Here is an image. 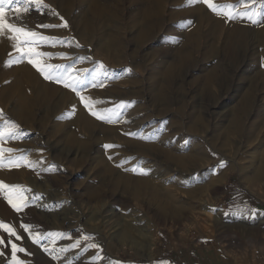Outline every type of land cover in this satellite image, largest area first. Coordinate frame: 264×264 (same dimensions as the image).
I'll use <instances>...</instances> for the list:
<instances>
[{
	"label": "rangeland",
	"instance_id": "374dc122",
	"mask_svg": "<svg viewBox=\"0 0 264 264\" xmlns=\"http://www.w3.org/2000/svg\"><path fill=\"white\" fill-rule=\"evenodd\" d=\"M65 1L4 5L7 22L55 38L38 51L91 100L14 62L13 42L1 53L0 131L14 123L18 135L0 140L14 150L0 156V181L22 186L27 206L0 191V221L22 237L0 229V264L11 243L30 253H17L25 264H264V23L243 18L252 35L232 52L217 26L230 21L203 3ZM53 9L67 28L41 27L62 24Z\"/></svg>",
	"mask_w": 264,
	"mask_h": 264
},
{
	"label": "snow or ice",
	"instance_id": "6c2138e0",
	"mask_svg": "<svg viewBox=\"0 0 264 264\" xmlns=\"http://www.w3.org/2000/svg\"><path fill=\"white\" fill-rule=\"evenodd\" d=\"M6 0H0V35H3L5 32L11 33V35L8 37L10 40L13 41V46L18 51L21 56L18 60L14 62H21L23 59H27V62L31 64L38 72L41 73V75L46 80H52L56 83L63 84L64 87L70 88L73 92H76L77 95H80V98L82 101L85 100H91V98H85L81 93L78 91V87L81 86V82L79 81L78 77H74L71 75V73L64 69L63 71H60L62 68L61 65H52L45 63L44 58H51V53H45L38 51V48L43 43H51L55 42V38L53 37H47L43 36L40 33L33 31V30H27V26H17L14 23H9L6 21L4 16V5ZM13 0H7V3L11 4ZM20 3H24V12H27L29 10L28 6L32 5V7L39 11L41 8H47L48 5L43 3V0H18ZM203 3L206 4L209 9L216 15L221 16L225 18L228 21L236 20V19H248L251 23H264V2L261 3L260 9L257 10L255 7L256 0H238L237 4H231V3H225V4H216L214 0H187L188 6ZM246 9V11H239L240 8ZM52 14L59 17V19L62 21V24L60 25H52V24H44L41 25L43 28H55V27H68V22L64 20L62 16L58 12H56L54 9L52 10ZM183 23V22H182ZM187 23H191L188 21ZM60 43H63V41H59ZM80 45L77 43V47ZM61 57H63V54H61ZM11 63V62H10ZM101 68H103V64L100 65ZM130 71V70H129ZM95 86V85H93ZM95 103V102H92ZM85 107L89 109V111L92 112L94 116H97L98 119H108L109 122L111 121L110 117H106L104 115H100L97 112L92 110L91 103H85ZM2 112V110H0ZM18 126L14 123H5V126L2 131H0V140L3 139L4 136H9L10 138L14 135H18L14 130ZM135 135V134H133ZM106 148H113L117 147L115 145H105ZM14 150L11 148L4 149L0 147V156L4 152H13ZM111 159V157H109ZM18 159L23 160L24 157H19ZM19 167V163H15L12 160H9V167ZM32 167H35L34 164L30 165ZM132 171H137V169H132ZM142 174H147L143 169L139 170ZM0 191H5V198L7 199V202L17 211H22L23 207H26L27 204L25 202V197L23 196V192L25 189L20 185H8L4 182L0 181ZM22 228H24L26 231L30 228L27 224H22ZM0 229H3L4 232L8 233L9 235V241H11L12 237H15L16 240H21L22 237L19 236L16 232V230L11 227L9 224L4 223L3 221H0ZM30 236H32L31 233H29ZM62 235V234H61ZM39 234H37L36 237L33 238L34 243H40V239L37 237ZM83 240H88L89 237L84 236L82 237ZM81 241L77 240L74 244L75 247L80 246ZM5 244V240L3 237H0V245ZM89 247L92 248H98L99 246L96 244H90ZM64 249H61L63 251ZM44 251H48L47 248L44 249ZM17 253H25L26 255H30V253H27L26 249L23 247H19L16 243H11V261L10 264H25V261L22 259H19L17 257ZM4 253L0 251V255H3ZM162 264H170V262H162Z\"/></svg>",
	"mask_w": 264,
	"mask_h": 264
},
{
	"label": "bare ground",
	"instance_id": "6f19581e",
	"mask_svg": "<svg viewBox=\"0 0 264 264\" xmlns=\"http://www.w3.org/2000/svg\"><path fill=\"white\" fill-rule=\"evenodd\" d=\"M13 1H17V0H13ZM62 3L63 4H66V3H68V1H65V0H62ZM9 4V3H8ZM156 4V3H155ZM6 5V4H5ZM66 5H68V4H66ZM159 5V4H158ZM25 6V5H24ZM155 6V5H154ZM19 9V8H18ZM154 9V10H153ZM12 10H13V8H12ZM198 10H199V7H198ZM152 11H157V7H155V8H152ZM185 11H186V13L188 12V10L187 9H185ZM185 13V12H184ZM184 14V16L185 15H187V14ZM175 14V13H174ZM206 15V14H205ZM149 16V15H148ZM175 17V19H177V17H179L180 18V16L179 15H175L174 16ZM205 17V16H204ZM198 23H205L204 22V18L200 15V16H197L196 18H194ZM206 19H207V17H206ZM208 20V19H207ZM156 21V20H155ZM234 21V20H233ZM233 21H230L229 23H228V26L227 27H225L224 25L225 24H223V22L221 21V20H218L217 19V26L219 27V31L221 30V36L223 35V31H225L226 32V30H227V33L225 34L226 35V45H225V48L226 49H228L229 51H232V52H234L235 51V49H234V47L235 46H238V45H244L245 44V42H246V40H247V38L248 37H250V35H252V32H251V28H250V26L247 24V21L245 20V19H243V20H241L240 22H238V24L237 23H235V21L233 22ZM10 23H14V24H16L17 26H21V22L19 21V20H17V19H11V21H10ZM155 23V22H154ZM249 23H251V22H249ZM152 25V24H151ZM251 25V24H250ZM260 27V26H259ZM256 28V27H255ZM261 28V27H260ZM83 32V31H82ZM224 32V33H225ZM84 34H85V32H84ZM259 34V33H258ZM262 34H263V32H262ZM11 35V33H8V32H5L3 35H0V56H1V53H3V51H5L4 49L5 48H8L11 44H12V40H10L8 37ZM83 35V34H82ZM257 35V34H256ZM261 35V34H260ZM113 36V35H112ZM264 36V35H263ZM107 38V37H106ZM112 40H113V38H112ZM113 44V43H112ZM111 44V45H112ZM110 45V44H109ZM108 45V46H109ZM110 47V46H109ZM108 47V48H109ZM113 47V46H112ZM224 47V46H223ZM107 48V49H108ZM225 48H224V50H225ZM109 50V49H108ZM116 51H118L116 48H111V50L109 51V53L110 52H112L113 54L116 52ZM5 53V52H4ZM234 56L236 57V53H234ZM182 65V64H181ZM26 66H28V65H26ZM31 66V65H30ZM29 68H31V67H29ZM28 68V69H29ZM26 69H27V67H26ZM221 74H223V71H224V66L223 65H219L218 66V69H217ZM248 100V99H247ZM28 102V101H27ZM252 105L253 104H250L249 103V101H248V103L247 104H244L243 106V109H242V114L243 115H246L247 113H248V110L252 107ZM25 113H26V110H25ZM88 113V112H87ZM238 116V115H237ZM237 116H235V119H234V121H235V123H237V124H239L240 123V120H241V118L240 117H237ZM129 117L130 118H135V114H133V113H131L130 115H129ZM82 118V117H81ZM240 118V119H239ZM85 123H86V125H91L90 124V121L88 120V118H87V115H84L83 116V119H82ZM240 129V128H239Z\"/></svg>",
	"mask_w": 264,
	"mask_h": 264
}]
</instances>
